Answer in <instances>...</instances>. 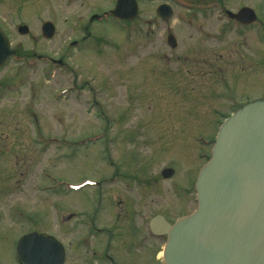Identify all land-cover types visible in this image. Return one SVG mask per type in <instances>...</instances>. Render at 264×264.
<instances>
[{"label": "rangeland", "instance_id": "obj_1", "mask_svg": "<svg viewBox=\"0 0 264 264\" xmlns=\"http://www.w3.org/2000/svg\"><path fill=\"white\" fill-rule=\"evenodd\" d=\"M115 2L0 0L17 52L0 72L1 264H19L15 245L32 232L61 241L65 264H94L91 248L102 250L104 237L81 242L91 223L118 232L157 214L169 222L190 214L219 126L264 101V0H215L201 14L174 10L165 23L154 16L161 0H137L130 27L89 23ZM244 6L261 17L255 30L228 24L219 10ZM44 23L55 28L49 40ZM130 200H142L141 225L126 214ZM160 246L147 240L142 264L157 263Z\"/></svg>", "mask_w": 264, "mask_h": 264}, {"label": "water", "instance_id": "obj_2", "mask_svg": "<svg viewBox=\"0 0 264 264\" xmlns=\"http://www.w3.org/2000/svg\"><path fill=\"white\" fill-rule=\"evenodd\" d=\"M135 0H118L112 16L130 21L136 16ZM247 11L231 15L239 19ZM162 20L171 10H157ZM54 26L41 28L51 39ZM26 35V27L18 29ZM168 37V41L172 40ZM15 55L0 29V68ZM172 170L162 172L169 179ZM195 210L173 224L156 216L153 234L164 236V264H264V101L247 104L220 126L209 159L195 183ZM16 252L23 264H64L63 247L35 233L23 236Z\"/></svg>", "mask_w": 264, "mask_h": 264}, {"label": "flooded vegetation", "instance_id": "obj_3", "mask_svg": "<svg viewBox=\"0 0 264 264\" xmlns=\"http://www.w3.org/2000/svg\"><path fill=\"white\" fill-rule=\"evenodd\" d=\"M115 1H116L115 2V6H116L118 0H115ZM161 1H162V3L160 5H158V7L155 9L154 16H155L156 21H159L162 23H165L166 21H163L162 19L158 18V16H157V10L161 6H166L171 10V18L174 15V10L175 11L176 10H183L186 13H191L190 15H192V14L195 15V14H201L203 12H207V11L211 10L212 8L213 9L215 8L213 5V2L215 0H205L207 3H205L204 5H202V2L199 0H180V2H176L175 0H161ZM136 2H137V0H135V4H136V9H138ZM217 5L220 6L219 4H217ZM115 6H114V9H115ZM219 10H220V13L222 14V16H224L225 19L227 20L226 22L228 24L232 23L233 25H236L240 29H245V30L247 29L245 32L255 30L254 28L260 26L261 17H259L255 13V8H252L250 6L241 7L234 12L228 11V10L222 9V8ZM112 11L113 10H108V11L104 12L103 14H101L100 16H97V15L90 16L89 23H92L94 21H96V22H99V21L107 22L109 19L115 21L111 16ZM242 11H247V12H245L244 15L242 17H240L239 19H235L229 15V14L238 15ZM136 20H137V12H136L135 19L128 21V22L126 21V23H125L126 27H130V24H132ZM169 20H171V19H169ZM169 20H167V21H169ZM0 28L7 35V33L4 30L1 22H0ZM18 29H19V27L17 28V33H18ZM27 30H28V28H27ZM40 36L42 39H44L42 37V34H41V29H40ZM7 37H8V35H7ZM168 37H172L173 39L168 41ZM263 42H264V38H263ZM166 44L172 50H175L177 48V42H176L174 36L170 32H168L166 35ZM76 45H77L76 42L71 43L72 47H74V46L76 47ZM16 56H17V52H16ZM3 69H1L0 72ZM209 151H208V154H209ZM206 159H207V157H206ZM141 201L142 200H134V201L130 200V202L128 204H129V207L133 208V209L126 212V214H128L129 217L137 218L140 225H141V222L143 220L142 208L144 207V206H141V207L139 206ZM137 205H138V207H137ZM117 206L119 208L123 207V202L122 201L118 202ZM156 216H160V215L157 214V215H154L153 217H151L147 222H145L144 228H142L141 226L135 227V228L132 226L124 228V227H122L123 225L121 224V227L118 228V232H116V227H110V228H108V227H106V228L105 227H97V226H95L94 223H91V226L88 228L87 232L84 231V234L86 237H83L81 242L88 243L89 240L95 241L96 239H97V241H95V242H98L99 238L104 237V239H103V246L104 247L102 248V250H99V247L91 248V252H92L91 256L93 257L94 264H115V257L116 256L120 257L121 259L123 258L124 261L126 259H130V264H140V262H141L140 260L142 258L139 259L138 255L145 252V250L147 251V249L145 248L146 241L150 240V242L161 244V246L159 247V250L155 256V257H157L155 259V261L157 263H154V264H162V261H161L160 257L158 258V255L160 254V250L163 247L165 237L164 236H153L150 233V229H149L150 220L155 218ZM118 217L120 218V215ZM90 221H91V219H90ZM32 233H37V232H32ZM28 234H30V233H28ZM37 234L41 235L40 233H37ZM24 235H27V234H24ZM44 236H47V235H44ZM2 240H3V237H2V233L0 231V241H2ZM60 243L64 247L65 262H66L67 248L65 247V245L61 241H60ZM79 243H77V244H79ZM15 254H16V258L18 260V263L23 264L20 261L18 255L16 253V245H15ZM141 264H142V262H141Z\"/></svg>", "mask_w": 264, "mask_h": 264}, {"label": "bare ground", "instance_id": "obj_4", "mask_svg": "<svg viewBox=\"0 0 264 264\" xmlns=\"http://www.w3.org/2000/svg\"><path fill=\"white\" fill-rule=\"evenodd\" d=\"M160 257V254L158 255V258Z\"/></svg>", "mask_w": 264, "mask_h": 264}]
</instances>
